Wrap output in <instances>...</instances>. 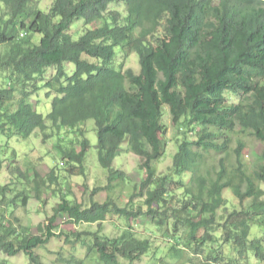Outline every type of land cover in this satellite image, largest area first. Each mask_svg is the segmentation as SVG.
Returning <instances> with one entry per match:
<instances>
[{"label":"trees","instance_id":"trees-1","mask_svg":"<svg viewBox=\"0 0 264 264\" xmlns=\"http://www.w3.org/2000/svg\"><path fill=\"white\" fill-rule=\"evenodd\" d=\"M34 2L0 0V47L6 48L0 54V135L28 139L39 131L47 139V132L66 131L83 138V126L92 120L98 164L108 173L107 185L92 196L97 190L110 192L123 184L126 177L113 164L127 144L128 151L142 159L140 168L146 171L140 185L141 192L146 190L143 215L167 232L168 212L159 209L167 203L166 182L171 180L158 178L155 167L165 154L163 116L167 107L173 125L199 131L196 141L184 135L173 157L174 174L181 176L192 168V176L187 185L178 182L186 200L172 211V249L184 254L176 248L181 225L184 250L201 253L203 260L217 264L225 259L214 235L220 229V241L230 245L232 250H228L237 256L233 259L228 254L229 264L249 252L264 261L261 240L249 238L254 226L264 231V0H54L48 13L38 10ZM118 3L125 9L124 16L109 10ZM80 20L86 27L100 25L74 40L68 30ZM116 49L123 61L118 65ZM132 54L138 56L137 75L131 69L123 71ZM66 64L75 68L70 77ZM50 68L56 72L43 82ZM41 88L54 94L46 117L30 103L32 94ZM227 94L239 102L229 103ZM233 135L250 136L262 144L254 168L242 163V140L231 150ZM56 136L60 162L46 177L33 172L30 182L35 198L41 200L60 181L61 202L46 228L39 229L40 235L22 232L0 215V252L7 257L23 253L32 264H41L34 250L59 238L58 226L54 227L59 217L78 226L101 224L113 214L125 220L140 214L119 208L109 196L103 203L91 201L86 207L68 200V190L62 191L68 178L56 171L62 166L60 170L68 176L78 171L84 175L90 143L79 141V151H75L73 142ZM2 167L0 152V173ZM17 178L26 177L20 174ZM6 189H0L1 196ZM226 190L240 205L248 204L215 227L217 211L226 206ZM18 199L26 207L29 197L21 192L4 209L15 206ZM128 227L114 239L98 231L84 233L88 238L81 233L73 236L86 246L85 257L97 264H120L119 259L134 264L152 245L137 239Z\"/></svg>","mask_w":264,"mask_h":264},{"label":"rangeland","instance_id":"rangeland-1","mask_svg":"<svg viewBox=\"0 0 264 264\" xmlns=\"http://www.w3.org/2000/svg\"><path fill=\"white\" fill-rule=\"evenodd\" d=\"M54 0H35L34 6L42 11L48 13ZM111 11H117L121 16L125 15V9L122 4L111 5L109 7ZM100 25L99 23L93 24L90 27L96 28ZM89 26H84L80 20L74 22L68 33L72 35L74 40H77L83 35L85 30H90ZM40 39V36H38ZM36 40L38 39L35 37ZM36 40L33 41L36 43ZM6 48L0 47V54L5 51ZM116 64L123 62L120 61L119 49H116ZM74 65L66 64L65 71L70 77L74 72ZM131 69L136 75L139 74L140 66L138 56L132 54L124 62L123 71ZM54 68L48 69L44 76L43 82L49 81L55 74ZM1 82V79H0ZM42 82V83H43ZM42 83H38L41 87ZM49 91L41 88L36 94L33 93L30 99V103L33 105L35 111L46 117L51 110V101L54 96L53 92H49L50 98H47L46 94ZM228 101L231 104H237L239 98L227 94ZM18 97V94L15 95ZM49 122H47L48 124ZM163 124L166 127L163 141L165 142V154L157 163L156 175L158 178L169 177L171 181L166 182L169 197L165 207L163 206L159 211L165 210L168 212L167 219V232L166 227L157 228L154 222H151L149 217L144 216L146 212V206L144 205L146 200V190L140 191L141 182L146 177V171L140 168L142 159L136 156L133 152L128 151L127 144L122 146V152L116 158L114 162V168L121 170L125 175V180L122 185L114 187V190L109 191H98L92 196V192L96 189L103 188L107 185L108 173L106 170L101 168L97 160V132L92 120L85 123L83 128L85 129L83 138L78 137L76 133H70L66 131H59L55 133L53 131L47 132L48 137L44 139V135L36 131L30 138L21 139L15 136H9L8 133L0 135V152L2 153L3 167L0 173V189L7 187L3 196L0 195V215L4 216L7 222H11L15 227L21 229L22 232H28L30 235H40L39 229H45L48 221L55 215L54 209L61 202L60 198V181L57 184L51 186L42 195L41 200H37L34 196L32 189L33 184L32 173H38L42 177H46L50 170L56 168V163L60 162L59 149L57 148V136L56 134L63 135L67 138V141L73 142L72 149L79 151L78 142L86 139L90 143L88 155L86 156L84 175L77 174L70 175L65 174L64 171L60 170L63 168L59 166L61 176L68 178L62 183V191L68 190L69 198L73 202L81 204L82 207L89 205L91 201H98L103 203L107 196L111 197L115 201L119 208H127L133 210L134 213H140L135 219L125 220L123 217L118 215H109L105 222L101 224H81L78 226L66 223L64 217H59L54 227H57L56 234L60 231L59 238H51L47 244L43 247H39L34 250L35 255L38 256L41 264H78L82 261V264H97L88 257L86 258L87 248L82 244V240H75L74 233H81L82 238H88V235L84 236V233L99 232L101 235L106 236L109 239L119 237L122 232L128 227L132 228V232L135 237L139 240H148L152 245V250L142 257L140 261L134 264H160V263H177V264H210V261H205L201 258L202 254L194 255L190 249L184 250L183 244L186 242L184 238V227L178 225L176 235L180 237L179 244L176 248L184 252V254H176L172 249L175 245L171 231L173 230L174 218L172 217V211L179 209L183 202L186 200L184 195V188L179 183L187 185L191 178L192 168L186 170L181 176H176L173 172V157L176 154L184 135L189 141H196L198 130L195 129L193 132L186 131L182 128L179 129L178 125H173L170 117L169 110L165 108V115L163 116ZM238 140H242L245 145V149L242 152V163L247 167L254 168V163L257 162V157L263 152V146L258 141L250 136L233 135L231 150L235 149L238 144ZM65 143H61V146L65 147ZM217 158V157H215ZM218 159V158H217ZM59 160V161H58ZM18 169L19 172L16 171ZM25 176L24 179H18L20 174ZM15 175V176H14ZM17 176V177H16ZM29 181H28V179ZM29 182V183H28ZM179 182V183H178ZM264 190V185H261ZM24 192L29 197L26 207H22L20 200H16V205L9 208L7 203L12 200L17 194ZM223 198L226 201V206L220 208L217 211L215 227L217 223L222 224L233 211H240L242 208H246L248 202L240 205L238 200L234 198L231 191L226 190L223 192ZM12 211V212H11ZM195 216V212L193 213ZM16 219V220H15ZM129 228V227H128ZM219 238V244L221 247L222 255H224V261H218L217 264H229L228 254L232 255L235 259L236 253L231 252V246L227 247L220 241L222 231L218 229L215 234ZM249 238L259 239L264 245V231L254 226L249 234ZM216 246V247H217ZM229 249V250H228ZM0 261H4L6 264H32L29 259L20 253L14 257H7L0 252ZM185 261V262H183ZM120 264H129L127 261L119 259ZM234 264H264V261H259L254 257L253 252H249L243 259H238Z\"/></svg>","mask_w":264,"mask_h":264},{"label":"clouds","instance_id":"clouds-1","mask_svg":"<svg viewBox=\"0 0 264 264\" xmlns=\"http://www.w3.org/2000/svg\"><path fill=\"white\" fill-rule=\"evenodd\" d=\"M90 27V26H89ZM91 28V27H90ZM86 31V30H85ZM21 37H22V35H21Z\"/></svg>","mask_w":264,"mask_h":264}]
</instances>
